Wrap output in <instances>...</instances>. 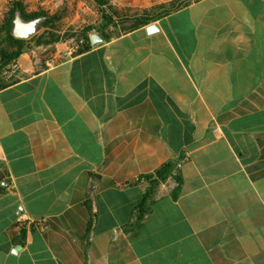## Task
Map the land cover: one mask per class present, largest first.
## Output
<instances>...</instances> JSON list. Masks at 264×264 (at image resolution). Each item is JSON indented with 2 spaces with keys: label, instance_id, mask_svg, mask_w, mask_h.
I'll use <instances>...</instances> for the list:
<instances>
[{
  "label": "crops",
  "instance_id": "0c3cea01",
  "mask_svg": "<svg viewBox=\"0 0 264 264\" xmlns=\"http://www.w3.org/2000/svg\"><path fill=\"white\" fill-rule=\"evenodd\" d=\"M103 23L0 89V264H264V0Z\"/></svg>",
  "mask_w": 264,
  "mask_h": 264
},
{
  "label": "trees",
  "instance_id": "16d2710c",
  "mask_svg": "<svg viewBox=\"0 0 264 264\" xmlns=\"http://www.w3.org/2000/svg\"><path fill=\"white\" fill-rule=\"evenodd\" d=\"M101 6V17L104 21L102 29L116 25V19L122 23H128V26L123 28L124 32L134 30L136 28L148 25L149 23L156 21L157 19L170 14L171 12L178 10L187 5H182L180 7L170 6V5H161L154 9L144 11L138 14H130L127 12H120L115 10L111 6H104L107 2L106 0H97ZM20 9L23 13V16L27 19L35 18L40 15H48L44 10L33 13H25L24 7L20 2H15L11 8L9 14L3 21L2 26L0 27V72L1 69L6 67L8 64L15 61L26 49H30L32 43H35L37 46H47L52 43L60 41L59 37L53 32V24L59 19L58 16L50 15L49 19L43 24V31L37 33L29 39H18L12 36L10 29L12 25V18L14 12ZM92 28L86 29L79 37L83 38V47L78 51L77 54H80L91 48L89 32ZM76 54V55H77ZM12 80H0V89L8 86ZM170 166H165L162 170L159 171L160 175L162 173H167Z\"/></svg>",
  "mask_w": 264,
  "mask_h": 264
},
{
  "label": "rangeland",
  "instance_id": "374dc122",
  "mask_svg": "<svg viewBox=\"0 0 264 264\" xmlns=\"http://www.w3.org/2000/svg\"><path fill=\"white\" fill-rule=\"evenodd\" d=\"M42 1L44 0H32L31 13L35 11L34 8L36 6H40ZM194 1L197 0H106L107 4L105 6H111L117 11L127 12L132 15L154 9L161 5L180 7L182 5H189ZM15 2L19 1L0 0V27ZM52 11L50 10L49 13H53V15L59 17L52 26L53 32L59 37L61 43L76 42L86 29L101 26V10L97 0H65V2L59 4L58 9ZM48 15L50 17V14ZM127 26L128 23L124 24L116 19L113 31L120 33ZM43 30L42 27L38 34ZM44 48L45 46H40L36 50L41 51Z\"/></svg>",
  "mask_w": 264,
  "mask_h": 264
},
{
  "label": "water",
  "instance_id": "95a60500",
  "mask_svg": "<svg viewBox=\"0 0 264 264\" xmlns=\"http://www.w3.org/2000/svg\"><path fill=\"white\" fill-rule=\"evenodd\" d=\"M49 19L48 15H40L35 18L27 19L23 16L20 9L14 12L12 18V25L10 32L13 37L18 39H29L36 35L42 28L45 21ZM150 29H154V24H151ZM90 41L93 46L103 42L105 40L104 34L101 31L90 34Z\"/></svg>",
  "mask_w": 264,
  "mask_h": 264
},
{
  "label": "built area",
  "instance_id": "2783aa9c",
  "mask_svg": "<svg viewBox=\"0 0 264 264\" xmlns=\"http://www.w3.org/2000/svg\"><path fill=\"white\" fill-rule=\"evenodd\" d=\"M83 47V38L77 39L76 42L67 43V55L68 57L74 56ZM1 73L6 78V80H12L18 75V65L16 60L8 64L6 67L1 69Z\"/></svg>",
  "mask_w": 264,
  "mask_h": 264
}]
</instances>
